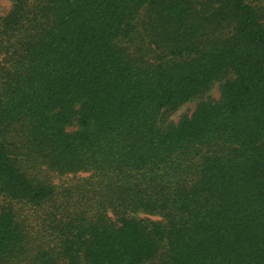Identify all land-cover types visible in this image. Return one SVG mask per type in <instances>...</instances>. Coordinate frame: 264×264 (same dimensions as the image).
Listing matches in <instances>:
<instances>
[{"label":"trees","instance_id":"1","mask_svg":"<svg viewBox=\"0 0 264 264\" xmlns=\"http://www.w3.org/2000/svg\"><path fill=\"white\" fill-rule=\"evenodd\" d=\"M9 1L0 264H264V0Z\"/></svg>","mask_w":264,"mask_h":264},{"label":"rangeland","instance_id":"2","mask_svg":"<svg viewBox=\"0 0 264 264\" xmlns=\"http://www.w3.org/2000/svg\"><path fill=\"white\" fill-rule=\"evenodd\" d=\"M10 5L11 4L9 0H0V16L5 15L9 11ZM208 96L215 100L218 98L219 90H218L217 84L211 88V90L208 93ZM196 103L197 101L193 100L191 102L184 104L182 107H180L176 112H174L170 116L169 121L176 123L181 117L190 116V114L195 108ZM42 174L45 177V179H47L50 183L54 184L55 186H60L59 188H63L71 184H74L80 181L81 178L88 176L87 174L58 176L56 174L47 172L45 170H42ZM142 217H145V216H142Z\"/></svg>","mask_w":264,"mask_h":264}]
</instances>
